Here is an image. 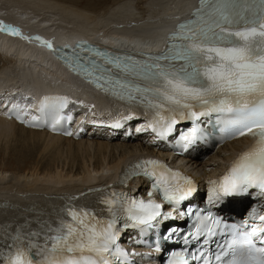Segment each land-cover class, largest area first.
I'll use <instances>...</instances> for the list:
<instances>
[{
    "label": "snow or ice",
    "instance_id": "6c2138e0",
    "mask_svg": "<svg viewBox=\"0 0 264 264\" xmlns=\"http://www.w3.org/2000/svg\"><path fill=\"white\" fill-rule=\"evenodd\" d=\"M194 19L182 23L168 53L158 59L172 61L167 66L156 63L145 66L142 71L151 73L152 83L147 87L133 86L119 80L115 84L121 89L141 93L147 105L156 109L157 119L151 126L154 132L164 121L159 135L173 131L180 123L176 116L199 121L201 117L216 114L221 127L219 131L226 138L245 135L258 137L255 143L237 158L229 171L217 183L211 181L210 203L223 202L225 198L250 195L257 190L264 195V0H201ZM0 29L19 35V29L0 22ZM37 39H42L37 37ZM51 47L49 41H43ZM123 71L135 69L120 65ZM110 68L95 65L85 69V74L95 76L100 87ZM109 80L111 78L109 77ZM47 100V98H46ZM145 102L144 100L141 101ZM198 105L201 110H195ZM16 106L14 105L13 108ZM43 107V105H42ZM59 107H67L63 98ZM169 116H161L162 111ZM180 110V111H178ZM35 119V118H33ZM116 127L121 125L117 123ZM55 127V125H53ZM201 132L197 123L181 133L180 140L185 149L199 139ZM71 134V133H69ZM142 173L153 179L151 191H160L168 204L179 206L195 193L193 181L167 167L162 161L149 159L140 165ZM107 217H102L88 206L69 205L63 216L49 227L48 232H17L5 253L4 264H108L106 254H117L127 258L129 253L118 245V225L123 228H152L165 218L164 204L155 199L143 197L129 199L123 204L111 197L101 200ZM121 212V215L117 213ZM191 215L186 211L182 215ZM167 217L174 219L170 213ZM121 221L123 223L121 224ZM264 224V215L259 216ZM210 223V227L207 226ZM203 225V227L201 226ZM221 219L209 213L195 226V230L182 236L185 244L192 239L216 234ZM232 239L227 247L234 249L228 264H264V227L254 225L250 230H240L232 225ZM178 231L175 226L165 230V238L172 239ZM159 250V245H157ZM226 254V253H225ZM187 251H173L168 264H189ZM193 260L200 257L192 254ZM217 261L221 256L216 257ZM204 264H210L205 260Z\"/></svg>",
    "mask_w": 264,
    "mask_h": 264
},
{
    "label": "bare ground",
    "instance_id": "6f19581e",
    "mask_svg": "<svg viewBox=\"0 0 264 264\" xmlns=\"http://www.w3.org/2000/svg\"><path fill=\"white\" fill-rule=\"evenodd\" d=\"M193 3L194 0H0V22L20 31L12 35L0 29V104L12 106L18 101L26 108L32 107L33 90L66 89V83L75 84L50 54L57 41L99 35L96 39L110 45L145 50L158 44L171 21L180 18ZM91 89L81 83L77 94L83 103L74 104V111L82 117L87 114L86 119L96 118L93 113L98 114L107 104ZM19 90L25 93L21 97ZM30 91L32 94H27ZM4 113L0 108V140L16 139V143L20 140L32 146L14 155V167L0 166V260L15 233L48 232L69 205L88 206L98 213L104 207V195L131 161L138 154H156L153 147L144 144L145 137L105 138L110 130L90 128L93 137L64 138L47 129L29 128L5 118ZM245 141L228 143L205 160H193L192 168L201 172L193 176L196 184L204 188L202 171L213 169L216 161L235 158ZM63 151L69 156L64 157ZM219 169L224 170L221 165ZM134 186L143 189V180ZM175 218L180 216L175 213Z\"/></svg>",
    "mask_w": 264,
    "mask_h": 264
},
{
    "label": "rangeland",
    "instance_id": "374dc122",
    "mask_svg": "<svg viewBox=\"0 0 264 264\" xmlns=\"http://www.w3.org/2000/svg\"><path fill=\"white\" fill-rule=\"evenodd\" d=\"M78 2L81 3H86L89 2L90 0H76ZM92 1V0H91ZM94 1V0H93ZM98 1V0H97ZM1 58V57H0ZM2 59V58H1ZM0 64H2V62L0 61ZM8 65V64H6ZM16 141V139H13ZM13 140H9V141H2L0 140V166L1 165H6L8 164V166H10V168L16 165V161L14 160L15 156L19 153V151L29 148L30 146H32L31 144L27 143V142H20V140H18V142L16 143ZM14 142V143H13ZM19 143V145H18ZM27 143V144H26ZM2 144V146H1ZM15 144V145H14ZM13 145V146H11ZM17 145V146H16ZM20 146V147H19ZM22 146V147H21ZM12 148V149H11ZM15 151V152H14ZM5 152V153H4ZM7 152V153H6ZM11 153V154H10ZM64 153V157L65 156H69V154L66 151H63ZM67 154V155H66ZM6 155V156H5ZM15 155V156H14ZM35 159V158H34ZM9 168V167H8Z\"/></svg>",
    "mask_w": 264,
    "mask_h": 264
}]
</instances>
